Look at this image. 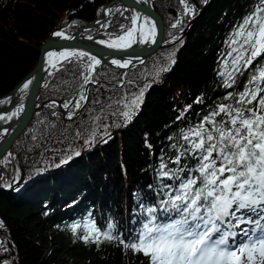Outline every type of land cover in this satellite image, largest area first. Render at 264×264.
Instances as JSON below:
<instances>
[{"label": "trees", "instance_id": "trees-1", "mask_svg": "<svg viewBox=\"0 0 264 264\" xmlns=\"http://www.w3.org/2000/svg\"><path fill=\"white\" fill-rule=\"evenodd\" d=\"M109 1L0 0V96L31 70L40 43L51 31L75 33L101 18ZM185 1L188 14L181 0H153L165 22L164 45L143 63L121 68L100 62L94 65V82L83 88L82 73L93 63L87 57L62 60L59 71L43 74L35 102L43 105L0 162V264H64L63 254L84 260L80 264H148L142 253L116 242L85 244L78 234L84 235L87 222L100 229L114 223L126 242L131 239L143 218L140 205L156 206L163 198L160 183H178L161 179L157 170L162 157L167 162L177 154L172 145L184 143L176 139L181 130L197 127L220 104H234L225 99L227 94L242 91L264 64L262 56L237 75L232 88L223 87L219 73L229 59L230 38L259 0H197L199 8L195 0ZM108 10L101 25L81 33L110 39L123 34L122 25L131 27V11L121 1ZM142 90V103L125 123L123 103ZM80 92L88 99L77 111ZM198 98L201 103H196ZM67 101H72L69 109L62 107ZM104 125L109 135L102 139ZM93 131L94 142L85 143ZM194 165L183 157L181 165L168 167ZM157 216L166 220L159 209Z\"/></svg>", "mask_w": 264, "mask_h": 264}, {"label": "snow or ice", "instance_id": "snow-or-ice-1", "mask_svg": "<svg viewBox=\"0 0 264 264\" xmlns=\"http://www.w3.org/2000/svg\"><path fill=\"white\" fill-rule=\"evenodd\" d=\"M181 3H185V0H181ZM189 11L185 5V14ZM110 12L107 10L106 14ZM139 19V14L133 15L131 27L125 29L121 26L122 35L97 43L117 50L130 49L137 43H156V23L145 16L137 27ZM179 23L178 20L172 27H177ZM54 35L70 38L63 31ZM229 45V59L224 61L223 71L219 73L224 78L225 88H232L237 75H243L254 61L258 62L264 56V0H259L252 13L238 25ZM83 57L93 62L86 65L89 69L87 74L82 73L83 88L94 82V65L100 64L95 56L77 51L48 52L45 63L50 69L59 71L57 58L71 62V58ZM131 62L112 60V64L121 68H127ZM31 84L32 79H29L21 92ZM261 93H264V64H260L258 71L248 78L242 91L227 94L225 99H233L234 104H220L197 127L181 130L176 139L178 142L182 139L184 143L179 147L173 144L172 148L177 150V154L167 162L162 157L157 170L161 179L178 183H160L158 192L163 198L158 199L156 206L140 205L143 218L138 221L140 227L133 230L131 239L126 242L114 223L100 229L93 222L85 223L84 235L80 239L85 244L116 242L124 250L142 253L148 258V264H264V95ZM143 94L142 90L130 102L123 103L120 115L125 123L135 115ZM87 99V95L80 92L75 100V110L78 111L82 106L81 101L87 102ZM201 102L199 98L196 101ZM70 105L72 101H67L62 107L69 109ZM23 111L21 106L7 119L11 120ZM73 115L74 112L70 111L68 118L71 119ZM218 116L221 117L219 121L216 120ZM182 118L183 115L178 117ZM3 119L5 117L0 116V120ZM107 128L104 125L102 139L109 135ZM91 136L92 139L85 143H93L96 132L93 131ZM75 155H79V152ZM183 157L194 160L195 165L188 168L168 167L169 163L181 165ZM69 159L71 157L61 160V164ZM157 209L166 217L165 221L158 219ZM242 224L249 227L240 228ZM0 227H3L2 222ZM78 228L79 224L73 226L74 234ZM238 236L241 237L239 240Z\"/></svg>", "mask_w": 264, "mask_h": 264}, {"label": "water", "instance_id": "water-1", "mask_svg": "<svg viewBox=\"0 0 264 264\" xmlns=\"http://www.w3.org/2000/svg\"><path fill=\"white\" fill-rule=\"evenodd\" d=\"M118 1H121L123 4H125L128 7H131L132 5H135L139 7L144 12L150 14L156 23V43H152L149 46H132V48L127 50H117V49H111L108 47H100L95 46L94 44L101 39L100 36L97 35H82V31L84 29L90 28L95 25H101L105 19L107 18L106 11L108 10V7L111 4H114ZM197 8L200 7L197 0H195ZM99 21V23H97ZM56 31L61 30H53L51 31L45 39L40 43L39 49H38V57L36 60V63L31 68L29 72H27L14 86L13 88L6 94L8 95L11 93H14L26 80L32 79V84L29 86V91L27 94V98L25 101V104L23 106L24 111L20 113L18 122L16 126L11 130L8 135L0 141V162L3 154L7 151L9 146L12 144L14 139L18 136V134L25 128L28 121L30 120L32 113L41 107L43 105V102L36 105L35 101L37 98L38 90L41 84V80L43 77V74L47 71V67L45 66V54L48 50L52 48H65V49H71L76 47L78 49L77 52H87L91 56H95L97 60L100 62H103L105 64L109 65H115L112 64L111 58L113 57H120V56H126V60H131V64H129L128 67L142 63L146 60L148 56L153 54L155 51H157L159 48H161L164 45V37H165V23L163 16L161 13L155 8L151 0H145V1H138V0H111L108 3H106L103 7V16L99 19H97L94 23L80 26L77 31L74 34H68L67 37H70L69 39H63L61 37H56L54 33ZM91 37V39H89ZM94 45V46H93ZM117 66V65H115ZM118 67V66H117ZM127 67V68H128Z\"/></svg>", "mask_w": 264, "mask_h": 264}, {"label": "bare ground", "instance_id": "bare-ground-1", "mask_svg": "<svg viewBox=\"0 0 264 264\" xmlns=\"http://www.w3.org/2000/svg\"><path fill=\"white\" fill-rule=\"evenodd\" d=\"M138 1L142 2V1H145V0H138ZM127 8H130L132 16L135 15V14H139L140 19L137 21V27H139V25L143 22V17H145V16H147L150 20L155 22V20L153 19V17L150 14L144 12L139 7H137L135 5H132L131 7L127 6ZM56 32H58V31H56ZM64 35L68 36V34L65 33V32H64ZM99 40L111 41V39H107V38L106 39L105 38H101ZM151 44L152 43L140 45L139 43H137V44H134L133 46L136 45V46L143 47V46H149ZM94 45L95 46H100V47H106L105 45L99 44L97 42ZM62 51H78V49L76 47L71 48V49L52 48V49H50V50H48L46 52L45 61L47 59V53L48 52H57L58 53V52H62ZM114 59L115 60H120V61L123 62L124 60H126L128 58H126V56L113 57V58H111V61L114 60ZM59 60H61V58H57L56 62H58ZM45 66L47 67V70L50 69L49 65L47 63H45ZM28 80H26L25 82H27ZM24 83L14 93H11V94H8V95H4V96L0 97V116H4L5 117V119L0 120V141L3 140L8 135V133L11 130H13V128L16 126V124L18 122V119H19V116H20L21 112L19 113L18 116H14L11 120H8L7 116L11 115L13 112H16L17 109L20 108L21 106H24L26 98H27V94H28V91H29V88H28V89H25L23 92H21V88L23 87Z\"/></svg>", "mask_w": 264, "mask_h": 264}, {"label": "rangeland", "instance_id": "rangeland-1", "mask_svg": "<svg viewBox=\"0 0 264 264\" xmlns=\"http://www.w3.org/2000/svg\"><path fill=\"white\" fill-rule=\"evenodd\" d=\"M185 5H187V7H188V9H190V6H189V4L185 1ZM78 236H82V235H79L78 234ZM71 245V244H70ZM63 257H64V259H65V262H64V264H80V263H84V260H81L80 258H69V256L68 255H66V254H63Z\"/></svg>", "mask_w": 264, "mask_h": 264}]
</instances>
